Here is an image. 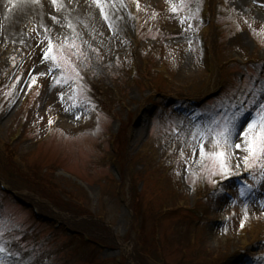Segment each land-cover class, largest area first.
<instances>
[{"label":"rangeland","instance_id":"obj_1","mask_svg":"<svg viewBox=\"0 0 264 264\" xmlns=\"http://www.w3.org/2000/svg\"><path fill=\"white\" fill-rule=\"evenodd\" d=\"M89 1L105 27L103 31L88 33L81 27L82 23L80 25L82 16L80 17L79 13H73L72 18L66 20L63 15L55 12L43 18L26 12L24 26L28 28L17 37V47H12L6 39L0 42V71L9 66L11 60L17 59L10 76V80L14 77L13 81L4 84L0 89V140H6L18 121L23 120V136L16 143V148L25 155L24 159L29 164L44 169L58 167L61 191L65 186V190L83 192L65 177L77 180L87 190V201L93 213L104 215L105 218V225H93L91 221H86L83 227L91 230L99 236L95 238L104 242H109V238L116 239L124 254H128L132 241H125L122 237L127 233L129 212L125 205L121 204L119 196L103 191L101 193L99 190L103 178L108 177L106 175L117 177L113 167L106 169L99 162V155L109 149L108 143L100 137L109 130L113 132L119 128L120 132L127 125L128 129L124 132L126 142L122 144L120 152L124 159L127 185L133 183L134 186V183L142 182L141 196L137 198L133 194L131 197L136 204L134 209L141 219L138 224L133 222V239H139V248L154 253L151 228L159 207L162 204L172 206L178 197L186 200L187 204L194 202L187 184L191 176L198 171L193 168L201 161L198 143L208 140L214 143L212 136L201 141L199 133H207L209 129H215L225 121L231 120L235 124L232 141L242 144L239 133L252 119L257 118L258 106L264 103V72L259 79V68L264 60V0H219V20L223 24L222 31L213 44L217 53L215 56L218 63L235 60V63L223 66L222 71L221 68L217 69L218 76H222V87L219 90L213 80L215 75H212L210 84L203 85L200 82L202 70L197 62L200 48L193 38L194 31L199 27L198 21L191 18L195 25L191 24L189 18L181 22V18L186 17V8L191 4L200 7L201 0H185L187 7H180L175 13L171 11V4L179 5L181 0H132L136 4V20L128 7L129 0H119L126 18L122 23L112 19V0H102L112 27H109V22L104 19L100 7L93 0ZM36 2L37 0H29L31 4ZM135 34L141 40L137 45ZM49 40L53 45V54L61 58V66H55L54 61L43 58ZM60 46H63L62 52ZM128 53L136 59L139 67L144 66L143 59L149 62L147 70L151 74H148L162 90L173 88L179 91V87H186L187 82L192 81L197 93H201V96L196 98L201 102L202 114L198 112L199 119L193 123L190 121L188 111L191 109L184 101L186 97L181 96L182 101L174 104L175 102H171L174 97L172 94L144 92L143 89L127 84ZM65 57L67 59H64ZM252 59L256 64H251L253 69L249 70L247 77L243 67L252 62ZM258 60L261 62L257 64ZM159 62L166 63L171 79H165L160 72H151L149 67L157 66ZM73 66L75 72L79 73V79L73 72ZM242 74L244 83L240 85L238 81ZM33 77L35 83L32 85L30 82ZM251 78H258L259 81L254 84L250 81ZM72 81L77 82L78 86L72 84ZM29 84L32 88L21 105V98L26 94ZM112 85L117 87L128 106L126 110L119 111L123 120L122 127L107 111H98L95 108L99 131H94L90 127L87 111L88 103L94 100L92 88H102V92L106 94L109 93L108 87ZM246 92L251 93L247 111L231 108L230 103ZM97 98H103L102 94ZM253 100L256 101L255 104L250 103ZM74 104L76 107H73ZM224 104H227L229 110L222 112L223 115L217 114L216 109ZM212 117L218 120L213 125ZM49 120H52L51 124ZM48 128H52L50 136L35 143ZM101 142L105 145H99ZM168 149L174 150L164 159ZM185 149L188 150V157L181 156ZM226 151L229 167L241 169L247 153L243 149L235 148H228ZM166 166H172L173 169L166 173ZM248 169L251 170L252 187L244 189V195H240L241 189H237L232 183H224L207 201L200 202L199 208H203V212L208 215L207 219H200L195 224V217L178 212L163 221L160 237L163 233H168V236L160 241L167 263L185 264L187 260L192 259L205 261L207 248L211 254L222 256H226L230 251L226 264H245L239 257L242 249H236L240 246L239 224L247 220L251 223L250 227L253 224L252 226L259 230L258 237L264 236V178H261L264 168L260 163H256L253 168ZM200 176L204 186L208 188V175L201 170ZM232 192L233 197L226 195H231ZM23 193L25 194L24 191ZM0 207L4 217L11 218L9 232H17L24 222L30 226V233L39 235V241H36L38 246H54L62 240L58 233H51V229L29 222L28 211H21L10 198L0 200ZM219 219L223 221L219 222ZM173 225L176 231L172 229ZM193 228H196V244L185 246L184 243ZM179 231L181 232L178 233ZM182 246L187 250L186 257L180 252ZM198 247L203 251L193 258L192 250ZM32 250L33 248L26 249V252L31 254ZM248 250L254 253L252 264H264V239L261 244L252 242ZM119 255L120 250H104L101 257ZM131 264L155 263L148 260L141 263L131 260Z\"/></svg>","mask_w":264,"mask_h":264},{"label":"snow or ice","instance_id":"obj_2","mask_svg":"<svg viewBox=\"0 0 264 264\" xmlns=\"http://www.w3.org/2000/svg\"><path fill=\"white\" fill-rule=\"evenodd\" d=\"M93 2L100 7L101 13L104 16V19L109 22V27H112V22L108 13L105 11L104 3L102 0H93ZM52 3L61 7L58 3V0H52ZM139 8V3L137 4ZM180 7H187L185 0H181L180 4L176 3L171 4V11L173 13L177 12ZM199 7H197L196 12H199ZM193 14L190 13L189 17H182L181 22L183 23L185 19L191 18ZM55 19V17H53ZM71 27V23H69ZM61 47V52L63 51V46ZM44 59H51L55 62V66H61V58L56 54H53V45L51 40H49L48 47L44 50L43 53ZM64 59H67L66 57ZM73 72H75V67L73 66ZM75 76L79 79V73L75 72ZM66 80L67 77H64ZM60 81H57L59 83ZM32 83H35V77L32 78ZM79 92V89H77ZM75 98V97H74ZM63 99V97H61ZM250 103L255 104L256 101L253 100ZM73 107H76L74 104ZM243 107V105H241ZM259 111L257 113V118L252 119L251 122L247 124V127L239 133L242 138L243 143H234L232 141L233 132L235 129V124L233 121H225L222 125H218L215 129H209L207 133L200 132L199 136L201 141L208 138V136L214 137V145L219 149L218 151H206L203 143L199 145V153L201 158V170L205 172L209 178L214 175H221L222 177L229 174L231 169L228 165V153L226 149L235 148L243 149L247 153L244 156L245 166L248 168H253L256 163H260L261 167L264 168V103L259 104ZM80 117H77L79 119ZM52 123V120H49V124ZM97 131L99 128L97 127ZM255 178V177H254ZM261 178H264V173H262ZM244 189L240 190V195H244ZM11 218H5L3 211L0 210V264H13V257L18 256L19 254L11 251L9 247V242L6 239V233L10 231ZM244 224H241L243 227ZM20 264H26V262L21 261Z\"/></svg>","mask_w":264,"mask_h":264},{"label":"bare ground","instance_id":"obj_3","mask_svg":"<svg viewBox=\"0 0 264 264\" xmlns=\"http://www.w3.org/2000/svg\"><path fill=\"white\" fill-rule=\"evenodd\" d=\"M58 3L61 5L59 8L52 0H37L35 4L29 3V0H0V42L6 39L12 47H17V37L28 28L24 26L26 12H32L40 18L55 12L66 20L71 19L73 13H79L82 16L80 25L82 23L81 27L88 33L96 34L105 28L89 0H58Z\"/></svg>","mask_w":264,"mask_h":264}]
</instances>
